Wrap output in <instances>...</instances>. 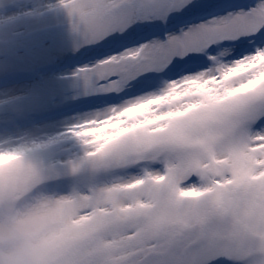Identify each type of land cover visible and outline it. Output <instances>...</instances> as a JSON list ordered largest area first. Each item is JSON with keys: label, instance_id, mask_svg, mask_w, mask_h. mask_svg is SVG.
<instances>
[{"label": "snow or ice", "instance_id": "1", "mask_svg": "<svg viewBox=\"0 0 264 264\" xmlns=\"http://www.w3.org/2000/svg\"><path fill=\"white\" fill-rule=\"evenodd\" d=\"M60 4L92 58L86 92L117 102L58 137L80 156L0 143L53 198L49 264H264V0Z\"/></svg>", "mask_w": 264, "mask_h": 264}, {"label": "rangeland", "instance_id": "2", "mask_svg": "<svg viewBox=\"0 0 264 264\" xmlns=\"http://www.w3.org/2000/svg\"><path fill=\"white\" fill-rule=\"evenodd\" d=\"M7 8L10 9L5 11ZM72 23L60 0H0V143L5 147L9 139L22 145L53 141L56 146L43 154L51 162L83 154L74 138L58 137L85 117L91 118L97 109L107 104L106 101L91 105L82 113L72 111L68 115L44 118L72 103L95 96L86 92L78 74L80 68L71 64L77 61L85 66L92 60L85 49L78 47L79 36L73 31ZM9 49L11 51L7 52ZM2 54L6 56L2 58ZM46 65L49 69H40ZM22 69L30 70L31 76H11L12 72ZM110 127L106 124L100 128H87L79 134L100 139V134ZM11 156L0 155V181L19 175L3 182L4 186L0 188V207H4L3 213L7 214H10L7 205L37 185L39 177L31 158L22 167L20 163L4 165V159ZM41 201L51 205L53 198L47 194L33 205Z\"/></svg>", "mask_w": 264, "mask_h": 264}, {"label": "clouds", "instance_id": "3", "mask_svg": "<svg viewBox=\"0 0 264 264\" xmlns=\"http://www.w3.org/2000/svg\"><path fill=\"white\" fill-rule=\"evenodd\" d=\"M41 201L11 214L0 212V264H49L63 244L61 226Z\"/></svg>", "mask_w": 264, "mask_h": 264}, {"label": "bare ground", "instance_id": "4", "mask_svg": "<svg viewBox=\"0 0 264 264\" xmlns=\"http://www.w3.org/2000/svg\"><path fill=\"white\" fill-rule=\"evenodd\" d=\"M79 113H82V112H79ZM78 115V114H77ZM82 117V116H81ZM70 118H72V117H68V118H66V119H70ZM86 119H87V117H85ZM84 118V119H85ZM75 120H73V122H74ZM76 122V121H75Z\"/></svg>", "mask_w": 264, "mask_h": 264}]
</instances>
